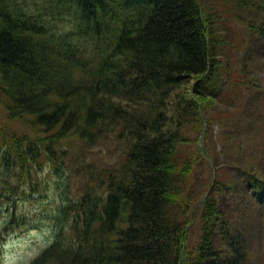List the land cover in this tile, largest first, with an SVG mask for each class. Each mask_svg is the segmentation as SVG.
<instances>
[{"label":"trees","instance_id":"16d2710c","mask_svg":"<svg viewBox=\"0 0 264 264\" xmlns=\"http://www.w3.org/2000/svg\"><path fill=\"white\" fill-rule=\"evenodd\" d=\"M230 20L248 33L239 44ZM252 39L264 42V0H0V94L8 122L30 125L0 127V238L23 218L19 201L42 195V172L53 167L62 200L51 240L29 264H249L239 238L230 256L215 249L209 220L221 216L222 186L214 178L202 190L195 177L201 165L218 172L210 127L229 123L227 112L210 115L213 102L246 105L234 124L264 142V100L241 57ZM73 142L120 149L111 167L87 165L75 197L65 169ZM239 178L264 203V178L250 168ZM200 216L201 242L191 250Z\"/></svg>","mask_w":264,"mask_h":264},{"label":"rangeland","instance_id":"374dc122","mask_svg":"<svg viewBox=\"0 0 264 264\" xmlns=\"http://www.w3.org/2000/svg\"><path fill=\"white\" fill-rule=\"evenodd\" d=\"M218 7L222 17L225 16L228 8L221 7V5H218ZM225 27L230 33V38L236 44H239L241 39L245 40L249 37L247 31L246 37L241 36L244 29L233 20L227 21ZM235 45L231 46L234 47ZM241 49L242 53H245L241 56L244 60L245 72L252 73L250 78L254 82L255 88L257 87L260 90L261 98L264 100V42L252 39V43H250L246 40ZM223 54L227 55L228 51ZM236 59V61L240 60V53H238ZM235 67L236 65L234 70ZM224 103L217 101L207 106L210 115L228 113L225 119L229 126L222 127L220 123L214 122L210 127L211 140L209 141V147L218 166V172L214 175L215 171H213V176H210L209 170L201 165L196 173H202V175L201 178L196 175L197 185H195L203 190L215 178L222 187H227V184L232 187L230 190L219 187L221 190L216 194V211H220L221 216L216 213L213 218L210 219V216L206 218V221L210 219L211 227L209 229L216 233L212 239L216 244L215 249L218 247L220 257L230 256L228 244L230 241L239 238L238 240L242 241V250L244 253L246 252L248 263L264 264V203L258 204L252 201L249 196L250 192L245 190L247 183L244 184V179L239 178V171L242 172L245 168L256 171L259 176L264 178V158L262 160L261 157L264 142L263 138L256 136L254 129H245L243 126L238 128L235 125L238 122V117L234 116V113H240V110L245 113L246 105L244 109L236 107L238 110H235L228 103ZM249 105H252V103H249ZM259 105L261 107L260 116H264V107L260 102ZM245 115H252V113L248 112ZM255 117L253 116L252 119ZM8 121L3 97L0 94V127L19 133L30 131L28 123L16 120L14 123H9ZM252 121L250 125H253ZM260 123L258 129L261 132L264 131V120L262 119ZM191 129L192 126H188L186 132ZM200 145L206 147L204 139L200 141ZM67 148L70 150L65 167L70 175L69 192L67 193L72 197H75L84 189L83 172L88 164L97 167H111L120 151L118 146H113L109 142L96 145L92 149H87L80 143L73 142ZM189 149L190 152L194 150L193 146ZM42 175H46V180L49 181L42 195L34 199L29 197L33 200L22 199L19 201L16 209L18 215L23 216V218L14 221L11 226L13 227L12 230L8 234L4 233L3 239L0 238V264H29L52 238L51 214H54L57 205L62 200V194L56 188V185L60 186L62 176H60V173H56L53 167L52 169L47 167ZM4 217H7L5 213L2 214L0 221ZM200 218L201 216L196 219L189 232L187 247L191 250L201 242L202 221ZM223 227H228V229H225L227 234ZM0 230L2 231V227H0Z\"/></svg>","mask_w":264,"mask_h":264},{"label":"bare ground","instance_id":"6f19581e","mask_svg":"<svg viewBox=\"0 0 264 264\" xmlns=\"http://www.w3.org/2000/svg\"><path fill=\"white\" fill-rule=\"evenodd\" d=\"M203 199V198H202Z\"/></svg>","mask_w":264,"mask_h":264}]
</instances>
